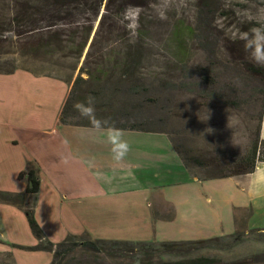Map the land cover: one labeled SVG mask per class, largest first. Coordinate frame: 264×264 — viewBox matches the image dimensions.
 I'll return each instance as SVG.
<instances>
[{
  "label": "rangeland",
  "instance_id": "obj_1",
  "mask_svg": "<svg viewBox=\"0 0 264 264\" xmlns=\"http://www.w3.org/2000/svg\"><path fill=\"white\" fill-rule=\"evenodd\" d=\"M56 1L63 5L55 4ZM26 2L34 6L29 7ZM49 2L53 5L48 7L44 0H0V40L8 38L0 41V70L22 67L61 78L69 77L73 71L72 86L96 36L86 65L92 77L80 85L73 105L93 96L97 118L115 125L134 124L166 132L187 155L204 162L190 170L201 179L228 172L230 163L250 149L259 107V102H250V96L262 86L264 66L250 58L239 37L252 27L261 26L249 16L259 15L264 0H105L101 6L97 3L95 11L90 9L96 5L95 0H87L86 4L84 0ZM129 8L140 9L137 18L131 14L125 17ZM161 12L165 19L160 18ZM137 24L138 27H129ZM49 27L64 34L75 31L77 42L86 29L90 30L75 71L74 57L38 52L36 46L43 43L40 38L22 44L20 30ZM129 46L139 48L141 58L140 66L127 75L122 63L131 62L124 54ZM205 74L213 77L212 87L204 84ZM82 76L87 78L86 74ZM138 83L147 90L140 87L138 95L130 94L128 89ZM77 119L89 122L84 117ZM46 237L60 242L65 235ZM85 238L82 235L80 239ZM260 253H264V243L248 239L231 248L205 247L162 258L180 260L203 255L226 264H264L256 257ZM49 254L22 252L23 256L46 258L35 259L38 264L48 261ZM20 259L23 264L30 261L27 257ZM115 261L120 262L104 255L97 258L78 248L63 264Z\"/></svg>",
  "mask_w": 264,
  "mask_h": 264
},
{
  "label": "crops",
  "instance_id": "obj_2",
  "mask_svg": "<svg viewBox=\"0 0 264 264\" xmlns=\"http://www.w3.org/2000/svg\"><path fill=\"white\" fill-rule=\"evenodd\" d=\"M70 89L62 79L25 69L0 72V192L24 193L19 173L37 169L40 188L27 200H36L35 217L49 238L183 241L264 228V180L257 179L264 162L256 165L259 174L255 167L201 179L185 168L166 134L129 130L123 138L130 151L116 161L106 132L59 123ZM36 243L24 211L0 201V264L46 260L13 246Z\"/></svg>",
  "mask_w": 264,
  "mask_h": 264
},
{
  "label": "trees",
  "instance_id": "obj_3",
  "mask_svg": "<svg viewBox=\"0 0 264 264\" xmlns=\"http://www.w3.org/2000/svg\"><path fill=\"white\" fill-rule=\"evenodd\" d=\"M49 1L53 0H44V4L48 7L53 5ZM64 2H68L70 0H62ZM87 0H84L85 4ZM105 0H95L96 5L90 6L91 10L96 9L97 3L98 5H102ZM109 1V0H107ZM140 1V0H135ZM63 2H55V4ZM29 7H33L34 4L30 2H26ZM33 5V6H31ZM97 10V9H96ZM53 27H49L47 29L43 28H31L30 30H20V37L22 44H28V40L33 39L35 37L40 38V45L36 46L38 52H45L48 54H58L63 57H74L76 63L73 66V70L77 68L79 65V61L84 53V50L87 46L88 39L90 37V30L86 29L83 33V36L80 39V42H77L76 32H70L64 34L62 31L52 30ZM46 30V31H45ZM24 34L27 36L24 37ZM24 37V38H23ZM8 40L7 37L1 39L0 41ZM96 36L92 40L89 45V49L86 53L84 63L79 68L78 75L74 78L73 84L69 91V95L65 101V104L61 110L59 115V123L65 125H73V126H87L92 127L88 121H82L77 119L80 116L79 112L73 107V101L76 99L80 85L84 82H87L90 77H92V71L86 68L88 64L89 57L93 54L92 50L94 49ZM65 42V44H63ZM67 50V51H66ZM35 51V50H33ZM70 54V55H67ZM127 55L128 59H131L129 63H122L123 73L130 75L131 70L134 68H138L140 66L139 58H141L139 48H134L129 46V49L124 53ZM16 69H25L22 67H13L7 70H0V72H11ZM262 69V68H260ZM32 73L33 70L26 68ZM37 75H47L54 78L62 79L67 83H70L73 78V71L70 72L69 77L61 78L53 73H34ZM82 74H86L87 78H84ZM262 86L260 89L256 90V93H253L250 96V102L252 101L253 105H256L259 102V107L256 112L257 119V127L254 133V139L250 146V149L247 151L245 155H243L239 160L233 161L230 163L231 168L226 173L214 175L208 178H222V177H231L248 174L254 171L258 162H264V139L261 138V127L263 121L264 114V71H262ZM204 84L212 85L215 84L213 82V77L209 76V74H205L202 78ZM209 86V87H210ZM142 87L143 91H146V86H140L139 83L134 84L132 87L128 89L130 94H139L138 89ZM116 127L121 128L122 130L129 131H139V132H152V133H163L168 136V134L161 130H154L147 127L136 126L134 124L126 126L124 124L115 125ZM173 147L175 148L177 154L181 158L185 168L191 173V166L193 165H204V162L193 156L187 155V153L181 149V146L175 141L174 138L168 136ZM194 175L193 173H191ZM196 176V175H194ZM20 179L26 180V190L24 193H14V192H0V201L12 203L19 208H21L27 218L29 227L31 229L32 234L38 240L35 245H19L13 244L14 247L26 250V251H46L52 253V260L50 264H63L66 257L72 252L76 251L78 248L89 251L96 256L97 258L100 255H104L105 257L115 258L117 261L115 264H226L223 263L220 259L209 256H197L195 258H182L180 260H164L162 258L163 255H175L178 252H187L193 249L199 248H218L225 249L231 248L239 245L248 239H255L259 242L264 243V228H254L250 230H235L232 234L225 236H216L208 239H199V240H183V241H124V240H100V239H92L87 236L85 239H80L81 236L69 234L60 242H53L46 237L43 229L38 223L35 217V204L36 200L32 197L30 200H27V195H35L38 193L40 188V178L38 175V171L35 168H30L23 170L19 173ZM10 257V254L7 256ZM256 257L260 258L259 261L264 262V253L258 254ZM95 259V258H94ZM123 261V262H122ZM257 261V262H259ZM230 264V263H227ZM236 264V263H231Z\"/></svg>",
  "mask_w": 264,
  "mask_h": 264
},
{
  "label": "clouds",
  "instance_id": "obj_4",
  "mask_svg": "<svg viewBox=\"0 0 264 264\" xmlns=\"http://www.w3.org/2000/svg\"><path fill=\"white\" fill-rule=\"evenodd\" d=\"M140 9L129 8L125 10V17L131 14L133 18H137ZM160 18L165 19L163 12ZM249 19H256L261 25L252 27L249 32H244L239 39L244 42L245 51L249 53L250 58L258 65L264 66V9H260L259 15L256 17L249 16ZM130 28L138 27L137 25H129ZM73 107L79 112L80 116L87 118L94 129L106 132L107 142L111 145L113 158L116 161L123 160L130 151V145L125 140L123 130L116 127L114 123H110L108 119L97 118L95 113V98L88 96L85 101H77ZM255 172L259 174L261 169L256 167ZM258 180H264V176H258Z\"/></svg>",
  "mask_w": 264,
  "mask_h": 264
}]
</instances>
